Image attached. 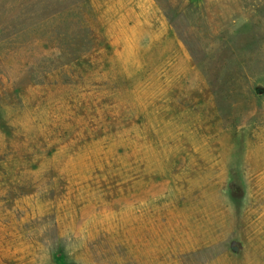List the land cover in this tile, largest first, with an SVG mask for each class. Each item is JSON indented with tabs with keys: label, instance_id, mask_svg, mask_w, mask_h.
I'll list each match as a JSON object with an SVG mask.
<instances>
[{
	"label": "rangeland",
	"instance_id": "374dc122",
	"mask_svg": "<svg viewBox=\"0 0 264 264\" xmlns=\"http://www.w3.org/2000/svg\"><path fill=\"white\" fill-rule=\"evenodd\" d=\"M0 264H264V0H0Z\"/></svg>",
	"mask_w": 264,
	"mask_h": 264
}]
</instances>
